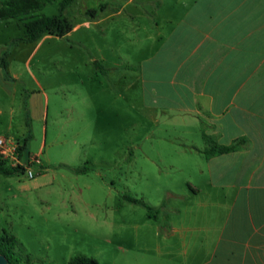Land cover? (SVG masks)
Returning a JSON list of instances; mask_svg holds the SVG:
<instances>
[{
	"label": "rangeland",
	"instance_id": "obj_1",
	"mask_svg": "<svg viewBox=\"0 0 264 264\" xmlns=\"http://www.w3.org/2000/svg\"><path fill=\"white\" fill-rule=\"evenodd\" d=\"M127 1L74 0V25L107 3L103 20L6 49L0 136L40 159L33 178L0 174V247L15 237L19 264H193V129L143 107L139 74L193 0Z\"/></svg>",
	"mask_w": 264,
	"mask_h": 264
},
{
	"label": "crops",
	"instance_id": "obj_2",
	"mask_svg": "<svg viewBox=\"0 0 264 264\" xmlns=\"http://www.w3.org/2000/svg\"><path fill=\"white\" fill-rule=\"evenodd\" d=\"M21 24L0 19V86L5 70L17 79L6 49L28 41ZM139 72L143 107L193 129V225L179 229L193 234V264H264V0L189 2ZM204 134L245 141L208 157Z\"/></svg>",
	"mask_w": 264,
	"mask_h": 264
},
{
	"label": "trees",
	"instance_id": "obj_3",
	"mask_svg": "<svg viewBox=\"0 0 264 264\" xmlns=\"http://www.w3.org/2000/svg\"><path fill=\"white\" fill-rule=\"evenodd\" d=\"M74 0H63L60 3V11L54 15H46L38 13L42 10L50 0H4L0 1V19L20 18L26 29V38L28 41H38L46 34L63 37L70 33L74 28V23L65 13V9ZM107 6V3L101 4L99 8H88L87 15L97 17ZM95 64L101 65L99 61H94ZM206 148L204 153L206 156H214L237 150L243 143L244 139H238L231 145H221L210 135L204 134ZM19 142V149L23 155L29 154L27 151V142ZM18 172H24L22 168H14L9 166L8 162L0 156V174L12 176ZM137 203L143 204L148 209L144 202L134 200ZM7 245L6 249L0 247V253L7 256L9 264H19L20 259L17 258L14 251L17 241L13 236L3 238ZM69 264H100L97 260L87 256H76Z\"/></svg>",
	"mask_w": 264,
	"mask_h": 264
},
{
	"label": "built area",
	"instance_id": "obj_4",
	"mask_svg": "<svg viewBox=\"0 0 264 264\" xmlns=\"http://www.w3.org/2000/svg\"><path fill=\"white\" fill-rule=\"evenodd\" d=\"M0 156L8 162L9 166L22 168L30 178L35 176V172L32 169L33 164L40 162L38 155L31 153L23 155L19 149L18 140L9 136H0Z\"/></svg>",
	"mask_w": 264,
	"mask_h": 264
},
{
	"label": "water",
	"instance_id": "obj_5",
	"mask_svg": "<svg viewBox=\"0 0 264 264\" xmlns=\"http://www.w3.org/2000/svg\"><path fill=\"white\" fill-rule=\"evenodd\" d=\"M0 264H9V259L2 253H0Z\"/></svg>",
	"mask_w": 264,
	"mask_h": 264
}]
</instances>
